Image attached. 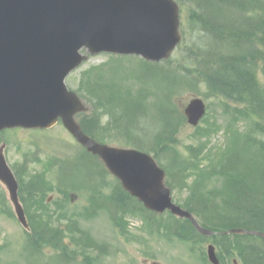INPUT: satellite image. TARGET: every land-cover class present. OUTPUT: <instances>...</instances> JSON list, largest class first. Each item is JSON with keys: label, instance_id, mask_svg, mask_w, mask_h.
<instances>
[{"label": "trees", "instance_id": "trees-1", "mask_svg": "<svg viewBox=\"0 0 264 264\" xmlns=\"http://www.w3.org/2000/svg\"><path fill=\"white\" fill-rule=\"evenodd\" d=\"M188 1L192 5L190 20L196 40L187 48L186 58L169 61L164 69L143 63L142 67L153 73L150 71L148 76L135 73L137 84L142 86L137 93L132 92L134 86L121 82L126 77L115 78L114 74L124 71L118 65L91 71L88 91L97 107L112 120L106 126L108 134L113 130L143 149L146 143L140 137L146 136L145 126L153 122L156 145L151 142L152 150L145 147L155 153L166 169L172 188L191 189L183 206L204 227L218 232L233 228L264 232V83L259 77V72L264 76V0ZM154 73L158 82L153 79ZM159 84L164 85L165 92L152 95L150 91L155 87L158 90ZM202 86L206 88V97L219 101L224 115L229 117L225 135L230 143L221 153L213 155L208 149L210 129L198 128L194 137L209 138L199 147L189 145L188 156L184 157L177 148V136L185 117L175 96L182 90L197 92ZM139 99L145 102H138ZM148 103H157L159 107L153 120L147 114ZM90 123L83 119L84 130L92 137L101 138L98 124L94 127ZM98 161L89 154L83 164L68 167L63 182L88 189L93 194L90 199L93 210H107L122 236L129 234L126 217L131 214L144 218L151 232L163 233L169 239L175 237L191 245H200L206 240L188 220L168 213V220L162 222L131 197L118 181L112 192L105 195L103 191L111 183L105 179L108 176L105 167L95 165ZM23 173L17 176L31 227L30 232H25L24 250L29 255L56 253L57 260L63 264H94L98 256L92 252L97 244L89 231L82 228L76 217L68 215L63 206L57 205L51 210L44 197L53 188L43 174L25 170ZM98 178L102 180L100 190L92 186ZM190 178H193L191 185ZM218 179L222 183L215 188L212 183ZM98 199L101 201L97 202ZM6 203L0 204L2 208ZM6 213L13 217L11 212ZM84 215L90 216L91 212L87 209ZM213 240L222 264H225L224 258L232 257H237L240 264H264L263 238L233 234L215 236Z\"/></svg>", "mask_w": 264, "mask_h": 264}, {"label": "water", "instance_id": "water-1", "mask_svg": "<svg viewBox=\"0 0 264 264\" xmlns=\"http://www.w3.org/2000/svg\"><path fill=\"white\" fill-rule=\"evenodd\" d=\"M179 6L174 0H0V131L6 128H50L62 118L66 128L88 151L99 155L124 187L155 211L169 209L194 216L172 202L165 173L150 156L135 150L101 145L86 136L75 116L85 109L68 90L65 79L92 54H138L147 60L168 59L181 41ZM191 124L205 114L202 100L186 109ZM0 149V181L6 186L20 223L29 224L18 197V184ZM227 233H264L234 229ZM209 259L219 264L215 248Z\"/></svg>", "mask_w": 264, "mask_h": 264}, {"label": "rangeland", "instance_id": "rangeland-1", "mask_svg": "<svg viewBox=\"0 0 264 264\" xmlns=\"http://www.w3.org/2000/svg\"><path fill=\"white\" fill-rule=\"evenodd\" d=\"M180 2L181 5V34L183 37V44L178 47V50L174 53V60H183L188 55V47H191L195 42L196 34L193 31L191 25V3L188 0H176ZM85 55L88 56V60L84 65H82L78 70L73 72L66 80L67 86L78 92L81 98L86 102L90 108L89 113L82 114L78 116V121L85 118L92 121L90 118H94L93 115L98 113V124L103 125L106 128V124H109V118L105 115L101 109L97 107V103L93 102L89 97L90 94H86V86L84 85L87 80L89 72L92 70L97 71L102 65L110 62V55L99 54L90 55L87 51H83ZM127 64L128 70L119 71L114 74L115 78H121V76L128 78L129 85L137 84L135 80V73L139 75H151L152 70H147L145 68L138 67V65ZM161 64V63H160ZM168 65V64H167ZM165 63L162 62L161 67H167ZM151 71V72H150ZM153 75V79L158 82L157 77ZM160 80L163 83L164 73L161 71ZM259 77L264 83V76L259 72ZM125 85V81H121ZM139 84V83H138ZM126 86V85H125ZM155 87V86H154ZM150 88V87H149ZM164 85L159 84V89L155 87L154 90L149 91L152 95L154 93H160L163 95ZM206 88L202 86L197 92H191L190 90H182L180 94L176 97V103L180 101L181 104L187 105L188 102L194 96L201 97L204 99L208 105V122L201 124L202 129H210L211 141L209 143V150L213 155L216 153H221L222 150L230 143L229 137L225 135V128L229 121L223 113L221 103L212 97H206ZM144 99V98H143ZM143 99H139L138 102ZM137 102V101H136ZM145 102V101H144ZM142 101V103H144ZM157 103H148L150 119H154L158 111ZM92 124V123H90ZM88 124L87 128L90 126ZM152 129L153 127H148ZM93 128H91L92 130ZM93 131V130H92ZM91 131V132H92ZM123 132V131H122ZM110 133L103 140L104 134L102 133L101 142H105L111 146L125 148L127 147L124 143L128 140L121 138V140L113 139L112 142L107 141ZM195 129L187 124V122L182 126L178 136H177V148L182 156H188L187 147L193 145L199 147V145L209 138L206 136L194 137ZM115 136V135H114ZM153 135H142L140 139L146 142L147 139L153 140ZM149 145H150V141ZM6 143V156L9 164L14 167L17 171L23 169L24 165H27V169L30 172L36 174H46V178L51 182L53 190L48 192L44 197L47 202L49 197H52V201L48 204L51 210H55L57 205H63V210L66 212L81 214L84 207L88 204L89 191L83 190L81 188L74 189L73 202L68 199L65 200V196L59 194L56 190L64 189L62 188L59 176L56 171L45 170V163L52 161L55 162L57 159L64 161L65 156L77 155L79 148L75 139L70 135V133L64 128L62 123H58L55 127L50 130L45 131H29V130H11L3 132L0 135V144ZM152 145L148 146L151 147ZM87 158V157H85ZM34 159H39L40 162H34ZM27 163V164H24ZM101 167V166H100ZM18 173H20L18 171ZM105 179L112 183L111 176L105 177ZM190 178L189 183H192ZM169 183V180H167ZM221 179L213 180V185L215 188L221 186ZM211 186V187H212ZM213 187V188H214ZM191 189H177L172 190V198L178 204H184L187 196L190 194ZM106 194L108 192H105ZM24 196V194H23ZM7 202L3 207L5 214L2 213L0 207V264H63L57 260L56 253H39L36 255H29L25 250L26 234L25 230L18 223V221L12 216L7 215L6 212H13L9 209L10 202L8 195L4 187L0 184V204L2 202ZM9 204V206H8ZM11 208V207H10ZM78 218V216H77ZM83 229L89 231L93 240L97 244V248L92 252L93 256H98L97 261L94 264H209L206 262V249L211 241L202 243L200 245L189 244L184 241L176 239H167L160 234H151L146 230L145 223L140 217H127V225L129 226L128 239L126 237L120 236L118 230L113 226L109 216L104 210H101L93 218H78ZM161 221H165L167 217H160ZM213 243V241H212ZM214 244V243H213ZM239 262L237 257H232L230 259L224 258L225 264H234V260ZM82 260V257L79 258ZM72 264V263H71ZM75 264H83L78 262Z\"/></svg>", "mask_w": 264, "mask_h": 264}, {"label": "bare ground", "instance_id": "bare-ground-1", "mask_svg": "<svg viewBox=\"0 0 264 264\" xmlns=\"http://www.w3.org/2000/svg\"><path fill=\"white\" fill-rule=\"evenodd\" d=\"M123 189H124L125 191L128 190V189L125 188V187H124ZM126 192H127L130 196L133 195V194H132V191H131L130 189H129L128 191H126Z\"/></svg>", "mask_w": 264, "mask_h": 264}]
</instances>
